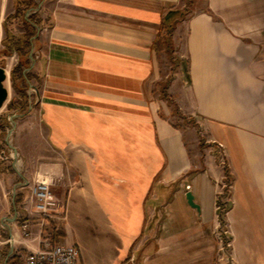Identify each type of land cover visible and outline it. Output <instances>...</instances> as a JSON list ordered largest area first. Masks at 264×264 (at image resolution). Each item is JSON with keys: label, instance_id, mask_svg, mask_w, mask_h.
I'll return each instance as SVG.
<instances>
[{"label": "crops", "instance_id": "obj_1", "mask_svg": "<svg viewBox=\"0 0 264 264\" xmlns=\"http://www.w3.org/2000/svg\"><path fill=\"white\" fill-rule=\"evenodd\" d=\"M42 17L13 172L0 156L11 241L50 234L80 264H223L214 222L229 166L230 253L264 264V0H45ZM2 30L0 18V50ZM34 179L51 181L62 216L36 213L27 184L10 213L8 184L16 195Z\"/></svg>", "mask_w": 264, "mask_h": 264}, {"label": "rangeland", "instance_id": "obj_2", "mask_svg": "<svg viewBox=\"0 0 264 264\" xmlns=\"http://www.w3.org/2000/svg\"><path fill=\"white\" fill-rule=\"evenodd\" d=\"M45 0H0V18H2V33H3V47L4 51H8L10 54L7 56H13L9 58L10 63L7 67L8 59L5 58L6 55L3 53L0 54V66L5 63L7 68V80L3 82V85L8 89V98L5 100L3 116L4 122L0 121V124L3 123L4 132H3V141L2 148L6 150L7 153L12 152L11 146L8 144L7 139H9V143L13 145V135L15 133V128H13L12 124L7 119V115H10L13 112L19 114H26L31 110L29 98L31 96L32 99L35 98L34 92H31L30 84L32 83V67L31 64H34L36 61V52L35 45L37 34H39L42 30L43 17H42V9L44 7ZM33 50V52H31ZM21 58L27 60L26 66H23L21 70L15 72L14 76H12V69L18 64ZM11 65V69L9 66ZM30 68V69H28ZM9 69V70H8ZM14 77V79H13ZM31 93V95H30ZM32 106H36V103H32ZM5 114V116H4ZM17 121V120H16ZM176 122V120H173ZM178 121V120H177ZM178 123V122H177ZM13 128V131L9 137H7L8 129ZM200 140L203 139V136L199 133ZM6 139V140H5ZM18 159V158H17ZM8 162L5 165L10 167L9 171L13 172L11 168V161L14 158L9 157L6 159ZM18 161V160H14ZM4 162V161H3ZM227 165V164H226ZM17 163L15 162V167H17ZM19 170L22 168V165L19 164ZM227 169V177L224 178L223 181L220 182L218 187V195L219 200L217 204L220 205L217 208V215L215 216V226L219 224V231L223 239L226 238L227 241L231 240V234L229 232V219H228V211L231 207L232 203V194H233V178L231 173L229 172L230 167L225 166ZM12 185L8 184V193H7V201L10 213L13 212V207L18 205L19 199L21 195L26 193L28 190L27 185L23 180L18 181L14 185V191L16 195L11 191ZM20 188V190H18ZM54 189V188H53ZM19 193V194H18ZM0 264H24V254L26 252V248L24 243H13L15 248L13 254H9V242L10 236L8 235L9 230L5 225L0 224ZM8 244H7V243ZM28 244V243H27ZM230 246L227 247V256L230 255Z\"/></svg>", "mask_w": 264, "mask_h": 264}, {"label": "built area", "instance_id": "obj_3", "mask_svg": "<svg viewBox=\"0 0 264 264\" xmlns=\"http://www.w3.org/2000/svg\"><path fill=\"white\" fill-rule=\"evenodd\" d=\"M31 52H33V50H31ZM30 89L35 95L34 99H32L31 96L29 98V102L31 104L30 108H32V103L35 104L37 102V90L33 84H30ZM20 115L21 114L16 112L7 115V119L12 124L13 128H15L16 119ZM13 128L8 129L7 137L11 135ZM7 142L11 146L9 139H7ZM0 156L3 159L12 157L14 160H17L18 153L12 148V152L9 154L4 148H2L0 149ZM25 184L29 185L30 187V200L36 213H38L43 218H55L63 215L64 205L57 197L51 181L48 179H34L32 183ZM217 208H219L218 205ZM20 233L25 239L31 237L32 232L29 222L22 221L20 223ZM214 233L218 240L217 261L223 262V264H236L231 253L229 256H227V247L230 246V241H227L226 238H222L219 231V224L215 226ZM12 238V235H10L8 241L12 242ZM16 242L21 243V238L15 239L12 244ZM24 244H26V252L23 258L24 264H80L79 248L74 244L54 242L50 234L43 235L40 233L38 237V246L36 248L30 247L29 243L27 244V242ZM13 252L14 249H12L9 254H13ZM6 264L8 263L6 262Z\"/></svg>", "mask_w": 264, "mask_h": 264}, {"label": "water", "instance_id": "obj_4", "mask_svg": "<svg viewBox=\"0 0 264 264\" xmlns=\"http://www.w3.org/2000/svg\"><path fill=\"white\" fill-rule=\"evenodd\" d=\"M6 80H7L6 69L4 66H0V109L8 97V89L6 86L3 85V82ZM11 147L14 150H16V148L13 145H11ZM186 200L191 207L197 210V212L201 211V206L199 203L196 202L195 194L190 189L186 192ZM14 220L15 218H11V221H14Z\"/></svg>", "mask_w": 264, "mask_h": 264}, {"label": "trees", "instance_id": "obj_5", "mask_svg": "<svg viewBox=\"0 0 264 264\" xmlns=\"http://www.w3.org/2000/svg\"><path fill=\"white\" fill-rule=\"evenodd\" d=\"M1 53H3L4 55L10 54L8 51H4V49L0 50V54ZM27 63H28L27 60H25L24 58H21L20 61L18 62V64L12 69V76H14L16 71L21 70L23 68V66H26ZM2 66H5L4 62H3ZM13 79H14V77H13Z\"/></svg>", "mask_w": 264, "mask_h": 264}, {"label": "bare ground", "instance_id": "obj_6", "mask_svg": "<svg viewBox=\"0 0 264 264\" xmlns=\"http://www.w3.org/2000/svg\"><path fill=\"white\" fill-rule=\"evenodd\" d=\"M10 63H11V62H10ZM10 63H9V64H10ZM5 69H6V68H5ZM6 74H7V70H6Z\"/></svg>", "mask_w": 264, "mask_h": 264}]
</instances>
